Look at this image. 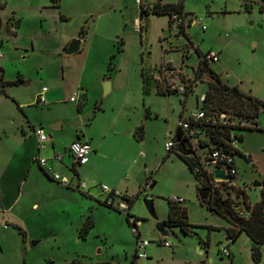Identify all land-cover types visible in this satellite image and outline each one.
Wrapping results in <instances>:
<instances>
[{
    "label": "rangeland",
    "instance_id": "1",
    "mask_svg": "<svg viewBox=\"0 0 264 264\" xmlns=\"http://www.w3.org/2000/svg\"><path fill=\"white\" fill-rule=\"evenodd\" d=\"M181 3L184 13L201 19L203 31L191 25L179 32L166 16L149 14L140 22L138 35L131 23L133 0H58L57 7L51 0H0V213L7 216L9 231L16 233L0 241V264L18 259L19 227L28 233V260L33 264L57 256L78 258L84 264L132 263L135 236L124 212L97 204L85 190L75 189L74 182L66 187L50 177V172L72 175L67 146L75 130L83 131L90 123V131L97 135L101 122L115 115L129 116L134 125L139 121L143 127L138 142L142 155L130 174L140 185L131 190L129 213L139 219V237L149 244L147 257L136 264H264V246L255 261L245 233L228 238L229 223L198 201L199 182L173 151L166 156L164 149L177 120L197 111L205 89L203 76L192 80L199 55L216 54L217 60L208 66L220 83L264 101V0ZM81 27L83 37L78 35ZM71 40L79 41V50L64 56ZM166 64L173 67L176 80L191 84L186 95L158 89L160 78L167 76L159 74L160 67ZM103 82L110 92L102 98ZM42 87L50 92L44 106L35 104ZM72 94L75 102L68 101ZM101 111L103 121L97 122L94 114ZM225 114L233 126L253 127L230 109ZM255 121L264 129V112L260 110ZM34 129H42L54 149L68 156V167L56 165L52 170L48 163L43 169L31 160L36 149ZM235 133L241 139L234 145L235 174L227 190L235 199L236 190L242 189L252 204L259 199L264 179V133ZM126 152L128 156L130 151ZM202 152L197 150L199 155ZM171 196L183 199L178 206L184 208L187 230L174 226L159 237L142 200L151 199L163 221ZM89 199L95 204L84 214L90 215L93 226L82 239L74 226L75 215L79 204ZM222 246L228 256L220 253ZM20 251L23 255L22 246Z\"/></svg>",
    "mask_w": 264,
    "mask_h": 264
},
{
    "label": "built area",
    "instance_id": "2",
    "mask_svg": "<svg viewBox=\"0 0 264 264\" xmlns=\"http://www.w3.org/2000/svg\"><path fill=\"white\" fill-rule=\"evenodd\" d=\"M139 12H144L147 6L141 3L139 0L135 1ZM168 20L175 24L179 32H183L184 26H198L201 31L205 29L202 24L201 19L185 15L183 13L172 12L168 16ZM134 32H139V24L135 23L133 27ZM2 55L0 53V59ZM203 60L206 64L214 62L217 60L216 54L208 53L203 56ZM160 72L163 75H167L161 81L163 90L175 93L177 95H184L187 93V82H180L176 80L177 77H174L172 70H169L165 66L160 69ZM173 75V76H172ZM47 93L48 89L42 87L41 90L37 93L35 104L44 106L47 104ZM76 94H72L68 98L69 102H75ZM203 96L199 98L200 102ZM206 127L217 128L220 132H226L228 137L226 139L220 138L222 142L220 145H214L209 142V134L205 133ZM176 128L180 139L183 140H168L164 143L165 151H169L171 148H175L176 143L181 142L186 149L190 150L192 154L198 157L199 164L192 167L194 173L200 174L203 178V183L205 187L209 188L210 193H215L223 196L226 195L227 189L231 188L233 185L231 183L232 177L235 174V167L233 165V152L235 150V143L238 142L235 131L232 129L233 124L230 122L226 114H214L207 115L203 110L197 109V111L189 116L186 119H179L176 123ZM34 135L37 141V150H43L46 148L50 138L44 133L42 129H34ZM204 142L207 145L201 146L199 143ZM198 149H202L203 152L201 155L197 153ZM68 155L72 158L74 165H83L86 163L88 156L91 152V147L86 140H72L67 146ZM191 154V155H192ZM56 161H60L62 158L61 153H55L52 157ZM33 161L37 162L41 168H45L48 164V159L46 157L40 156L39 154L35 155ZM219 167L225 174L229 175L231 179L229 181L215 180L212 178L213 170ZM50 177L67 187H69V179L64 175H59L56 172H50ZM86 182L84 180L78 181L74 186L75 189L85 190ZM99 189L104 193V203L115 207L123 212H128L129 206L127 199L129 197L122 195L118 190L112 189L106 185L100 184ZM86 192V191H85ZM209 193V194H210ZM229 193V192H228ZM224 195V196H225ZM229 196V194H228ZM168 200L172 203H179L183 199L179 196H171ZM239 200V199H238ZM115 202V203H114ZM233 209L238 211L239 205H233ZM1 215V213H0ZM139 219L132 216L127 217L128 226L130 227L131 232L135 236V249L133 252L132 263L136 264L138 259L146 258L145 247L148 246L149 241L147 239H141L138 232V221ZM3 228H6L8 224L4 222L2 224ZM162 245L167 246L166 241H162ZM222 255H229V251L226 247L219 248Z\"/></svg>",
    "mask_w": 264,
    "mask_h": 264
},
{
    "label": "trees",
    "instance_id": "3",
    "mask_svg": "<svg viewBox=\"0 0 264 264\" xmlns=\"http://www.w3.org/2000/svg\"><path fill=\"white\" fill-rule=\"evenodd\" d=\"M53 3V7H57L58 0H51ZM182 0H178L175 4H163L161 6L153 5L151 7L150 13L153 15H166L167 17L172 12L182 13ZM2 5L0 6V9ZM140 14L145 13L139 12ZM184 14V13H183ZM187 15V14H185ZM1 18H0V30H1ZM85 34V30L81 27L79 29L78 35L83 37ZM205 74H210L215 77L218 84L214 85L211 83H204L205 90L202 94L203 98L199 102L197 109L203 110L207 115H214V114H225L227 109H230L233 115L240 117L244 120H250L253 127H245V126H233V130L235 132H239L242 130H256L264 133V129H260L256 126V118L260 110L264 112V101H258L255 98H252L248 95H243L237 91L236 88L231 87L228 88L224 84L220 83L219 80L216 78L215 74L212 70L208 67L203 60V56L199 55V61L194 70V77L192 78L193 81L201 79V77ZM20 80L18 79V82ZM192 81V82H193ZM3 82H1V85ZM187 90L191 89V84L187 82ZM165 93H172L169 91H163ZM186 95V94H184ZM205 133L209 134L208 140L210 143L214 145H220L222 142L219 140L220 138L226 139L228 134L225 132H220L217 128L206 127ZM142 127L138 126L135 130V139L139 140L142 138ZM239 133H236L238 141L241 139ZM172 140H181L178 129L175 128L173 133ZM183 141V140H181ZM201 146L207 145L204 142L199 143ZM175 148H171L170 151L173 153L187 166L189 171L193 174L195 179L199 182L200 186H203V178L200 174L194 173L192 171V167L194 165L199 164L198 157L194 154L192 155H180L174 152ZM238 152L236 149L233 153ZM73 170V169H72ZM199 186V187H200ZM67 187V186H66ZM198 189V188H197ZM228 191H226L225 196H221L219 194L210 193L208 198L203 202L198 199V201L209 211L218 214L219 216L223 217L228 223L229 227L227 228L228 238L233 239L236 235L240 232L246 234L250 241V255L251 258L255 261L259 260L261 257V246H264V179L262 182V187L259 191V199L252 204H249L246 201V196L242 189H237L236 193L234 194L235 199L230 198L228 196ZM239 199V200H238ZM128 206L131 203V199L128 198ZM167 203V216L162 221L166 230L170 229L171 227H178L179 230L182 232H186V228L188 223L186 222L185 218V211L183 207L178 206L177 203H172L168 199ZM101 204L112 208L111 206L101 201ZM239 205V210L236 211L233 209V205ZM125 220L127 222V217L132 216L129 212H124ZM135 217V216H134ZM92 220L90 219L89 215L84 217L82 224L77 229V236L84 239L87 230L91 227ZM18 230L25 236V232L18 228ZM70 264H83L79 261H73ZM95 264H112L111 262L103 261L97 262Z\"/></svg>",
    "mask_w": 264,
    "mask_h": 264
},
{
    "label": "crops",
    "instance_id": "4",
    "mask_svg": "<svg viewBox=\"0 0 264 264\" xmlns=\"http://www.w3.org/2000/svg\"><path fill=\"white\" fill-rule=\"evenodd\" d=\"M135 1L136 0H133V4L135 6V16L131 20L132 27H134L135 23H138L140 26V22L142 21V19L144 17H146L147 15L151 14L150 9L153 5L156 4L158 6H161L163 4H175L177 2V1L175 2V0H154L152 2H149L148 0H139L141 3H143L147 6L145 13L140 14ZM0 6H1V4H0ZM181 12L184 13V11L182 9H181ZM184 14H186V13H184ZM155 16H157V15H155ZM158 16H162V15H158ZM164 16H166V15H164ZM167 19H168V17H167ZM170 24H171V22H170ZM12 29L14 30V27H12ZM134 33L141 35V26H140V31L134 32ZM164 66L166 68H168L169 70L173 69V67L170 64L163 65L160 67V69ZM212 72H213V70H212ZM159 74H161V72H159ZM160 80L162 81L163 79L160 78ZM158 89L161 92L164 91L162 85H159ZM80 91H81V93L84 94V91L82 89ZM109 92H110V88L108 85L107 95L109 94ZM203 92H202V94H203ZM49 93L50 92L48 91L47 95ZM103 111L99 112V114H98V112L95 113L93 119H95V121H97V122L103 121L102 120L103 118H99L100 117L99 115ZM101 123H102V126L101 127L99 126V128H102V129L99 132V134H97V135L94 134V132L90 131V123H88V125H86V127L84 128L83 131L75 130L74 133H72V138H71L70 142L72 140H86L91 147V152L88 156L86 163H84L83 165H79V166L74 165L72 160H69L70 161L69 168L71 170L73 169L72 175L70 177H67L69 179V186L73 182H74V186H75L78 183V181L84 180L86 182V184H85L86 196L89 198H93L97 204H101V201H103L105 198L104 193H102L99 189L100 184L106 185L112 189L119 190V192L122 195H125L131 199V194H130L131 190L133 189V187H136V186L139 187V185H140L139 184L140 181L138 179L136 180L135 178H131L130 174H131L133 165L136 163L137 157H140L142 155V153L138 150V146H139L138 142L140 140H142L143 133H142L141 139H139V140L135 139V130L137 129L138 126L142 127V125L139 123V121H136V124L134 125V122L130 119L129 116L120 117L119 115H115L111 118H105V122H101ZM142 130H143V127H142ZM35 142H36V144H35L36 149L34 151V154L32 153L30 156L32 161H33V158L35 157V155L39 154L40 156L46 157L48 159L49 168H51L52 170L55 169L54 167L56 165H63L62 169H64L67 166V163H68L67 158L69 155L67 157L62 155V158L60 161H56L52 158L55 153H61V152H60V149H58V148L54 149L53 140H51V138H50L46 148L43 150H40V151L37 150L36 139H35ZM127 149H128V151H130L128 156L126 155ZM47 151H48V153H47ZM41 152H44V153L46 152V154L42 155ZM169 152H170V150L166 151V156L168 155ZM175 157H177V156L175 155ZM100 173H102V175H103L102 177L99 176ZM83 175H85V177H87L86 180L84 179ZM126 175H128V176H126ZM150 186L151 185H149V187ZM89 200L90 201H86L85 203H82V205L79 204V207H78L77 213H76L77 215H75V224H74V226L77 227V229L82 224L84 217L86 216L84 214L86 209L88 207H92L95 204V201H93L92 199H89ZM131 203H132V200H131ZM131 203H130V205H131ZM130 205H129V207H130ZM34 206L37 207V204H34ZM128 212H129V209H128ZM74 213H75V211H74ZM83 214H84V216H83L82 221H81V217ZM4 222H6L8 224V219H7V216L2 212L0 215V241L5 240L7 237H11V236L16 235L15 232L9 231L8 226L6 228H3L2 224ZM92 226H93V221H92L91 227ZM19 234L21 236H19ZM17 236L19 238L18 239V251H19L18 252V259L6 262L4 264H33L32 261L28 260V252H29V249L27 246L28 233L25 232V236H23L22 233L18 230ZM20 246H22V248L24 249L23 255H21ZM1 249H2V246H1ZM132 257H133V255H132ZM73 261H79L80 262V260L78 258H71L70 260H68V258L66 256H63V257L57 256V257L47 258L45 260H42V259L38 260V261H36V264H70ZM103 261L111 262L109 260H96L94 262V264L97 262H103Z\"/></svg>",
    "mask_w": 264,
    "mask_h": 264
},
{
    "label": "water",
    "instance_id": "5",
    "mask_svg": "<svg viewBox=\"0 0 264 264\" xmlns=\"http://www.w3.org/2000/svg\"><path fill=\"white\" fill-rule=\"evenodd\" d=\"M78 50H79V41L78 40H71L68 43V45L63 49L62 54L64 56H69V55L75 54ZM202 82L211 83L214 85L218 84L215 77L210 75V74L203 75ZM107 93H108V83L103 82L101 97L102 98L105 97V95H107ZM77 125L73 124L74 127H76ZM174 151H175V153L180 154V155H191L192 154V152L190 150L186 149L185 146L183 145V143H181V142L176 143ZM212 178L215 180H223V181H229L231 179V177L229 175L225 174L219 167H216L213 170ZM149 188H151V186ZM209 193H210L209 188L204 187V186H200L196 190L197 198L203 202L208 198ZM142 203L144 205V208H145L147 214L154 220V229L156 230L158 236L159 237H165L167 235L166 228H165L163 222L158 219V217L155 213L153 204H152V200L151 199H143Z\"/></svg>",
    "mask_w": 264,
    "mask_h": 264
},
{
    "label": "flooded vegetation",
    "instance_id": "6",
    "mask_svg": "<svg viewBox=\"0 0 264 264\" xmlns=\"http://www.w3.org/2000/svg\"><path fill=\"white\" fill-rule=\"evenodd\" d=\"M203 186H204V187L206 186L205 183H203Z\"/></svg>",
    "mask_w": 264,
    "mask_h": 264
}]
</instances>
